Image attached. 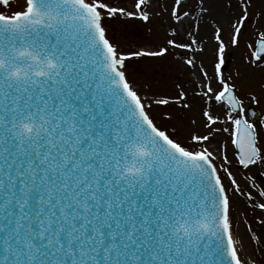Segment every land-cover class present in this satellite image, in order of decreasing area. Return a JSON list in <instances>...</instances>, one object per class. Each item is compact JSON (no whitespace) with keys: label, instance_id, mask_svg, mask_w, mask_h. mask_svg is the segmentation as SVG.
<instances>
[{"label":"snow or ice","instance_id":"1","mask_svg":"<svg viewBox=\"0 0 264 264\" xmlns=\"http://www.w3.org/2000/svg\"><path fill=\"white\" fill-rule=\"evenodd\" d=\"M264 0H0V264H264Z\"/></svg>","mask_w":264,"mask_h":264}]
</instances>
